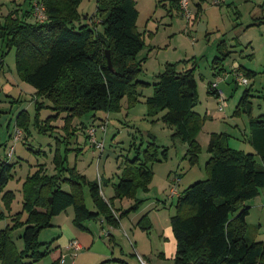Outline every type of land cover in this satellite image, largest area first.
<instances>
[{"label": "trees", "instance_id": "1", "mask_svg": "<svg viewBox=\"0 0 264 264\" xmlns=\"http://www.w3.org/2000/svg\"><path fill=\"white\" fill-rule=\"evenodd\" d=\"M82 1L24 0L18 7L28 5L26 10L18 9L0 22V39L8 50L15 49L16 73L35 89L38 110L35 119L26 110L18 113L16 132L20 130L21 137L16 141L15 135H10L14 144L4 146L8 153L7 159L0 163V202L3 207L0 209L4 210L0 212V220L12 212L15 200L13 191H5L15 168L10 163L15 154V149L11 153V148L22 140L23 134L26 139L30 136L31 126L43 134L55 129L51 126L55 116L41 120L40 110L46 106L41 99L51 103L47 107L57 116L67 115L63 126L67 135L81 130L86 135V142L90 143L89 130L95 128L98 133L101 123L108 120L99 113L120 111L125 98L129 107L138 102L139 86L144 84L138 80L144 59L138 60L137 56L145 48V42L137 27V0H97V11L92 18H101L102 32L88 23L76 26L82 19L78 12ZM37 3L45 8L44 22H39L34 15ZM171 5L172 9L182 11L181 0H171ZM31 19L35 21L30 23ZM225 48L226 43L222 41L219 51ZM229 54L216 57L214 64H222ZM2 63L3 58L0 59ZM223 71L219 69L217 76ZM239 71L247 78L257 75L244 68ZM194 72V68L179 71L176 64H167L165 71L156 77L154 94L145 101L148 117L153 122L162 121L173 127L174 137L188 143L192 163L198 160L199 153L192 129L203 123L195 111L198 97ZM212 84L208 85L209 93L220 97ZM249 97L250 91L246 90L239 111L251 113ZM89 114L93 116L92 123L82 125L81 129L73 125L76 118ZM97 122L99 125L95 126ZM250 127V142L256 154L234 151L229 146L228 135L211 134L210 157L206 163L208 177L180 194L177 212L171 217L177 244L175 264H264V241L252 242L246 238L247 218L251 211L247 202L264 189V165L256 160L257 155L264 164V114L251 117ZM155 147L153 139L145 148L143 159L139 149L136 157L126 165L118 183L114 184L116 199L122 201L133 197L139 187L147 190L154 175L149 164L158 161ZM53 164L55 174H47L45 166L40 165L37 172L25 180L22 211L14 216L12 226L0 230L1 264H33L48 256L50 248L40 242V233L53 227V219L70 207L74 212L73 224L83 230L86 222L100 216L109 225L118 227L122 219L141 204L137 200L135 205L117 210L112 201L103 197L98 182L88 181L76 166H69L67 155L57 150ZM84 187L89 189L94 211L87 206ZM138 225L144 230L152 229L147 215ZM20 228H24L20 237L24 242L22 251L17 250L12 237V232Z\"/></svg>", "mask_w": 264, "mask_h": 264}, {"label": "rangeland", "instance_id": "2", "mask_svg": "<svg viewBox=\"0 0 264 264\" xmlns=\"http://www.w3.org/2000/svg\"><path fill=\"white\" fill-rule=\"evenodd\" d=\"M23 1L0 0V22L18 9L26 10L28 5L22 8L16 6ZM188 2L189 16L182 7V11L172 9L171 0H137V27L145 42V48L137 56L138 60L144 59L143 71L138 80L144 84L139 86L140 95L133 107H129L125 98L120 111L99 113L105 119L108 118L106 134L101 131L97 133V140L104 144L103 151L92 142H86V135L81 130L77 134L71 131L67 135L63 129L67 115L57 116L47 107L51 105L48 100H40L46 105L40 110L41 120L55 116L51 121L55 129L43 134L31 126L30 136L26 139L23 134L22 140L13 147L15 154L10 163L15 168L5 191H13L15 200L12 212L0 220V230L12 226L14 216L22 211L25 180L35 174L40 165L45 166L47 174L56 173L53 157L57 150L68 156L69 166H76L80 175L101 185L103 197L112 201L115 209L125 210L135 205L137 200L141 204L136 211L123 218L118 227L109 225L100 216L86 222L83 230L75 227L73 208H68L53 219V227L41 231L40 242L47 244L51 252L33 264H62L59 261L64 257L66 261L63 264H141L140 258L150 264H175L177 244L171 217L177 212L178 197L172 196V189L181 194L195 182L208 177L206 163L210 157L208 145L211 134L228 135L229 146L234 151L256 154L250 142V119L264 114V0ZM96 11L97 0H83L78 8L82 19L76 26L88 23L102 32L101 18H92ZM29 21L33 23L35 20ZM222 41H225L226 48L220 52ZM228 52L230 54L222 64H214L216 57H223ZM1 58L0 163L7 159L8 149L4 146L14 144L10 135L16 133L18 113L26 110L35 119L38 112L35 89L23 82L16 73L15 49L8 50L0 39ZM167 64H176L179 71L195 70L198 97L195 111L203 123L192 129V135L199 145L198 160L194 163L190 161L188 143L174 137V128L162 121L153 122L148 117L145 101L154 94L156 77L165 71ZM234 66H242L257 75L247 78L242 71L236 72ZM219 69L225 71L217 76ZM237 74L245 77L249 84H238ZM211 83H218L224 100L209 93L208 85ZM246 90L250 91V114L239 111L240 100ZM92 118V114L76 118L73 125L81 129L82 125L92 123ZM98 125L99 122L95 126ZM153 139L158 161L149 164L154 175L147 190L139 187L133 197L122 201L116 199L114 184L118 183L126 165L136 157L139 149L143 159V152ZM256 160L264 165L257 155ZM64 188L68 189L66 186ZM84 191L87 206L94 211L89 189L84 187ZM247 205L251 211L247 218L246 238L252 242L264 241V189ZM0 208H3L1 202ZM1 209L0 212L4 211ZM144 215L148 216L152 225L150 230L138 225ZM23 218L24 221L26 215ZM23 232L24 228L12 232L18 251L24 249V242L20 238ZM72 242L82 247L75 260L70 257L71 252L68 250ZM59 249L60 253L57 252Z\"/></svg>", "mask_w": 264, "mask_h": 264}, {"label": "built area", "instance_id": "3", "mask_svg": "<svg viewBox=\"0 0 264 264\" xmlns=\"http://www.w3.org/2000/svg\"><path fill=\"white\" fill-rule=\"evenodd\" d=\"M216 3H219V1H217ZM181 7L183 8V10H185L187 16H189V11H188V7H189V2L188 0H181ZM185 14V13H184ZM35 17L37 18V20L39 22H44L46 21V14H45V8L42 4H39L37 3L36 4V9H35ZM238 72V71H236ZM236 81L239 83V84H242V85H248L249 82L248 80L245 78V77H239V75L237 74V78H236ZM212 89L213 90H217L220 98H221V101L224 100V96H223V92L221 90L218 89V83H213L212 84ZM221 110L223 108H220ZM107 126H108V120L106 122H103L101 123L99 129L102 131V132H106L107 130ZM21 131L18 130L16 133H15V140H19L20 137H21ZM96 134H97V129L95 128H91L89 130V135H90V138H91V142L93 145H95V147H97L98 149H100L101 151H103L104 149V144L103 142H99L97 140V137H96ZM14 151V148L12 147L11 148V153ZM82 247L80 244H78L77 242H72L69 246H68V250L70 253V257L75 260V258L77 257L78 253L81 251ZM66 261V258H61L60 259V262L61 263H64ZM140 262L141 264H150L148 263L147 261H145L144 259L140 258Z\"/></svg>", "mask_w": 264, "mask_h": 264}, {"label": "crops", "instance_id": "4", "mask_svg": "<svg viewBox=\"0 0 264 264\" xmlns=\"http://www.w3.org/2000/svg\"><path fill=\"white\" fill-rule=\"evenodd\" d=\"M18 5H21V4H17L16 6H18ZM234 64V63H233ZM237 64V63H236ZM234 68L236 69V71H238V70H240V68H243L242 66H234ZM177 192H175L173 189H172V196H177V197H179L180 196V194L179 193H177ZM102 194H103V196H104V193H103V191H102ZM68 245V244H67ZM58 253H60V249L57 251Z\"/></svg>", "mask_w": 264, "mask_h": 264}, {"label": "water", "instance_id": "5", "mask_svg": "<svg viewBox=\"0 0 264 264\" xmlns=\"http://www.w3.org/2000/svg\"><path fill=\"white\" fill-rule=\"evenodd\" d=\"M108 60H109L110 66L112 67L109 54H108Z\"/></svg>", "mask_w": 264, "mask_h": 264}]
</instances>
